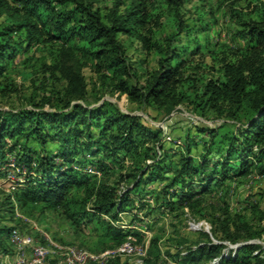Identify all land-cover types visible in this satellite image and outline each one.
I'll use <instances>...</instances> for the list:
<instances>
[{
  "label": "trees",
  "instance_id": "obj_1",
  "mask_svg": "<svg viewBox=\"0 0 264 264\" xmlns=\"http://www.w3.org/2000/svg\"><path fill=\"white\" fill-rule=\"evenodd\" d=\"M105 1L0 0V93L16 91L6 70L20 50L58 43L65 58L56 67L65 86L57 95L55 110H44L43 103L34 101L32 108L0 110V166L17 150L13 158L19 171L26 173L5 196L6 207L13 213L14 203L19 208L31 204L40 210H60L72 224L96 223L94 230L101 225V249L120 245L128 235L141 241L138 231L113 227L101 215L115 218L130 203V193L139 191L143 183L167 178V172L172 175L164 195L169 188L177 189L169 192V198H175L168 200L172 208L176 204L192 208L200 202L198 195L227 179L253 171L264 175V1L255 0L249 11L232 9L239 24L234 34L242 45L209 49L211 62L203 59L195 64L189 56L202 54V47L190 49L179 42L187 27L180 9L190 0H111L110 6H100ZM124 37L134 39L145 54L158 56L157 67L143 82L136 78L133 83ZM84 67H90L113 93H125L165 113L186 103L202 116L225 114L239 125L197 128L202 137L197 141L188 137L185 147L189 153L200 144V161L180 154L173 163L168 150L156 158L155 146L163 149L160 130L107 100L94 107L75 102L85 101L88 94ZM29 140L40 149L28 146ZM48 142L57 143L55 152L47 148ZM126 158L131 164L120 177L131 186L118 195L113 184L97 181L96 172L102 177L114 173L124 167ZM0 175H6L2 168ZM81 189L85 198L78 201L75 196ZM87 200L92 211L82 208ZM3 217L0 214V223ZM13 228L0 225V248L4 249ZM220 248L198 247L183 262H195L197 254L210 260ZM258 250L257 245L243 244L221 263L264 264V254Z\"/></svg>",
  "mask_w": 264,
  "mask_h": 264
},
{
  "label": "rangeland",
  "instance_id": "obj_2",
  "mask_svg": "<svg viewBox=\"0 0 264 264\" xmlns=\"http://www.w3.org/2000/svg\"><path fill=\"white\" fill-rule=\"evenodd\" d=\"M255 3V0L187 1L180 9L187 27L181 32L179 42L190 49L200 45L203 52L189 56L191 62L195 64L204 59L205 63H210L209 49L216 51L221 45H242L243 40L234 34L239 24L238 19L232 16V9L249 11ZM110 5L111 0L100 4L103 7ZM123 39L131 73L134 74L133 83L136 78L143 82L144 76L157 67L158 56L154 53L145 54L134 39ZM61 50L58 43L20 50L6 70L15 84L16 91L5 95L0 93V110L15 112L21 108H32V101L43 103L44 110H55L59 105L57 95L65 86L63 77L56 70L59 64L65 62ZM83 74L88 94L85 101L75 102L94 107L107 100L116 104L121 111L138 116L143 124L160 130L159 138L163 149L155 146L156 158L160 157L163 150H168L171 155L169 160L173 163H177L180 154L200 161V144L192 147L189 153H186L185 147L188 137L194 141L202 137L197 128H216L221 124L232 128L234 124L236 127L239 125L228 119L225 114L215 116L208 113L202 116L186 103H180L170 113H165L153 104L134 101L125 93H113L100 83L90 67H84ZM19 141L21 142L22 138ZM28 146L40 149L33 140H29ZM47 148L55 152L57 143L48 142ZM16 152L17 150L8 154L5 165L0 166L6 174L0 175V214L4 215L0 225L14 226L13 229L28 234L34 242H43V232L59 244L80 245L94 255L108 249L115 250L124 243L129 244L124 252L115 251L107 261L100 263L86 260L84 264H107L113 259H118L119 264H185L183 260L188 252L209 244L221 246L218 252H213L212 259L205 260L206 255L200 257L197 254L198 259L188 264H222V259L235 256L243 244L257 245L259 250L256 252L264 254V175L260 176L255 171L212 185L209 191L198 195L200 202L192 208L187 205L179 207L178 204L173 208L170 206L171 202L168 200L175 201V198L170 199L169 192L177 189L169 188L168 194L164 195L163 188L172 172L165 173V179L143 183L139 191L129 194L130 203L124 211L117 213L115 218L109 214L101 215L113 227L138 231L141 241L128 235L120 245L101 249L103 237L100 234L104 232L101 225L94 230L96 223L88 225L82 220L72 224L60 210H40L38 206L31 204L19 208L14 203V212L11 213L4 198L10 193L11 186L22 182L26 174L24 169L15 170L17 165L13 156ZM209 158L219 157L211 155ZM124 161V167L114 173H108L105 177L96 172L97 181L103 180L113 184L118 195L131 186V182L121 180L120 177L128 172L127 166L131 164L129 158ZM150 162L151 160H148V163ZM87 171L93 173L90 167ZM84 198L85 192L81 189L75 199L79 201ZM91 200H87L82 208L92 211ZM232 238H236V241H232ZM31 257V249L19 250L10 236L4 249L0 248V264H18L20 258L24 260L22 264H29ZM55 260V254L50 252L42 264H54Z\"/></svg>",
  "mask_w": 264,
  "mask_h": 264
},
{
  "label": "built area",
  "instance_id": "obj_3",
  "mask_svg": "<svg viewBox=\"0 0 264 264\" xmlns=\"http://www.w3.org/2000/svg\"><path fill=\"white\" fill-rule=\"evenodd\" d=\"M14 162H12V166ZM15 167V166H13ZM17 171H19L16 166ZM14 185L11 187L13 188ZM11 241L17 246L19 250H25L30 248L32 251V257L29 264H42L48 253L53 252L56 256L54 264H84L86 260L104 262L107 261L112 253L124 252L128 243L121 244L115 250H104L99 255L90 254L82 247L76 244H59L50 239L46 233L42 232L41 238L43 242H34L28 234L19 232L17 229H13L10 234ZM24 260L20 258L18 264H22Z\"/></svg>",
  "mask_w": 264,
  "mask_h": 264
}]
</instances>
